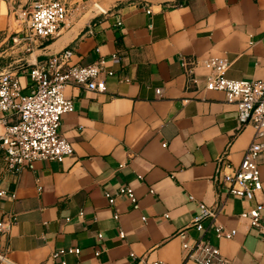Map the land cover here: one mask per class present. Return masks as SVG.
I'll list each match as a JSON object with an SVG mask.
<instances>
[{
    "label": "crops",
    "instance_id": "crops-1",
    "mask_svg": "<svg viewBox=\"0 0 264 264\" xmlns=\"http://www.w3.org/2000/svg\"><path fill=\"white\" fill-rule=\"evenodd\" d=\"M60 1L70 8L63 31L28 51L13 38L31 0H0V75L11 72L28 93L30 68L69 48L71 64L103 58L114 76L105 93L65 89L74 109L61 133L74 152L64 162L10 171L0 148V222L16 218L0 233L9 261L0 264H195L183 245L200 236L197 202L236 230L232 239L210 233L228 264H264V231L243 217L264 200V154L260 194L235 197L215 182L218 159L238 167L255 132L204 81L216 59L229 63L230 80L264 81V0ZM121 187L137 204L125 195L109 204L106 193ZM62 249L80 253L53 260Z\"/></svg>",
    "mask_w": 264,
    "mask_h": 264
},
{
    "label": "built area",
    "instance_id": "built-area-1",
    "mask_svg": "<svg viewBox=\"0 0 264 264\" xmlns=\"http://www.w3.org/2000/svg\"><path fill=\"white\" fill-rule=\"evenodd\" d=\"M69 14L70 8L60 0H31L28 8L21 12L22 25L15 33L14 43L24 44L29 51L37 42L45 43L57 38L63 31ZM74 53V49L68 48L31 67V87L28 93H24L19 80L11 72L0 75V113L12 119L9 122L7 117H0V126H3V132H0V148L8 170L21 172L40 161L62 163L74 152L73 145L61 133L62 116L74 109L73 101L65 95V89L73 86L105 93L107 78L114 76L103 58L87 66L71 64L70 59ZM113 58L116 56L113 55ZM182 61L187 72L194 75L185 59ZM211 66L213 72L204 80L206 89L225 93L227 103L237 107L241 126L252 125L255 132L254 139L238 167L233 166L225 155L218 159L215 182L226 186L232 196H256L263 191L258 159L264 154V81L228 79L226 72L229 63L224 60H212ZM192 81L199 83L197 77H193ZM160 93L159 91L158 94ZM139 179H143L142 176ZM3 195L4 192L0 190V196ZM116 195H125L133 205L138 202L132 188L121 187L116 193H106L111 206L115 203ZM191 199L195 201L194 198ZM197 206L198 214L193 219L192 226L200 236L192 244L183 245L185 260L195 264H228L220 246L211 240L210 233L213 232L217 239H232L236 230H226L216 223L217 210L202 202H197ZM263 211L264 200L258 202L243 217L250 221L252 227L264 231ZM15 221L16 218L12 216L8 222H0V233L8 232ZM208 221L210 225L206 224ZM121 236H124L123 232ZM99 238L102 236L99 235ZM79 253V249H62L54 252L52 259ZM0 261L9 262L1 251ZM61 264L67 262L62 261Z\"/></svg>",
    "mask_w": 264,
    "mask_h": 264
},
{
    "label": "trees",
    "instance_id": "trees-1",
    "mask_svg": "<svg viewBox=\"0 0 264 264\" xmlns=\"http://www.w3.org/2000/svg\"><path fill=\"white\" fill-rule=\"evenodd\" d=\"M52 42V40H50L49 42H48V44H50Z\"/></svg>",
    "mask_w": 264,
    "mask_h": 264
}]
</instances>
